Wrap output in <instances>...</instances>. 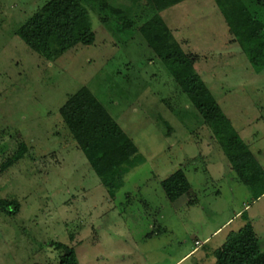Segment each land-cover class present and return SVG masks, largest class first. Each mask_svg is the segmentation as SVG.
<instances>
[{"label":"rangeland","instance_id":"374dc122","mask_svg":"<svg viewBox=\"0 0 264 264\" xmlns=\"http://www.w3.org/2000/svg\"><path fill=\"white\" fill-rule=\"evenodd\" d=\"M48 1L0 0V264H59L69 250L79 264H214L213 252L247 223L264 252V194L255 199L241 183L139 32L161 18L264 171V70H253L216 1L157 11L152 0H83L94 44L47 61L15 32ZM256 1L245 0L264 22ZM81 88L144 158L114 197L59 114ZM21 144L23 158L2 170ZM179 170L191 190L171 203L161 182ZM2 202L18 211L8 216Z\"/></svg>","mask_w":264,"mask_h":264},{"label":"trees","instance_id":"16d2710c","mask_svg":"<svg viewBox=\"0 0 264 264\" xmlns=\"http://www.w3.org/2000/svg\"><path fill=\"white\" fill-rule=\"evenodd\" d=\"M182 1L184 0H152L157 11ZM215 1L251 67L256 73L262 72L264 22L250 11L245 0ZM139 32L210 129L241 183L258 199L264 194V171L255 162L249 149L194 70V60L183 53L157 15L143 25ZM15 34L31 51L47 61L59 59L79 45L92 46L95 42V33L83 0H49L28 17ZM52 41H55L57 49L52 48ZM59 114L101 185L114 197L123 187L124 176L144 163L137 147L97 97L86 88L71 95L60 108ZM25 152L26 147L21 144L19 151L2 165V170L21 160ZM161 188L171 203L191 190L181 170L162 181ZM1 204L8 216H13L19 208L16 202ZM240 216L244 217V213ZM56 249L67 248L57 244ZM69 251L68 255L60 257L59 264H79L73 251ZM212 256L215 258L214 264H264V252L261 251L258 238L249 223L239 231L229 233L224 244Z\"/></svg>","mask_w":264,"mask_h":264},{"label":"water","instance_id":"95a60500","mask_svg":"<svg viewBox=\"0 0 264 264\" xmlns=\"http://www.w3.org/2000/svg\"><path fill=\"white\" fill-rule=\"evenodd\" d=\"M66 254H69V252H66Z\"/></svg>","mask_w":264,"mask_h":264},{"label":"crops","instance_id":"0c3cea01","mask_svg":"<svg viewBox=\"0 0 264 264\" xmlns=\"http://www.w3.org/2000/svg\"><path fill=\"white\" fill-rule=\"evenodd\" d=\"M188 255H190V254H188ZM188 255H187V256H188ZM187 256H186V257H187Z\"/></svg>","mask_w":264,"mask_h":264}]
</instances>
